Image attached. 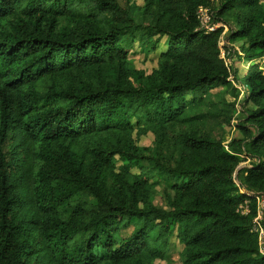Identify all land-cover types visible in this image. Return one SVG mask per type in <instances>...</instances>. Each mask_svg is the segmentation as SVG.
Listing matches in <instances>:
<instances>
[{"label": "trees", "instance_id": "trees-1", "mask_svg": "<svg viewBox=\"0 0 264 264\" xmlns=\"http://www.w3.org/2000/svg\"><path fill=\"white\" fill-rule=\"evenodd\" d=\"M262 195L264 0H0V264H264Z\"/></svg>", "mask_w": 264, "mask_h": 264}, {"label": "rangeland", "instance_id": "rangeland-1", "mask_svg": "<svg viewBox=\"0 0 264 264\" xmlns=\"http://www.w3.org/2000/svg\"><path fill=\"white\" fill-rule=\"evenodd\" d=\"M138 3H142V0H136ZM225 42V41H224ZM227 45H229L232 49L230 50V56L227 57L228 51L222 50V54L224 55V58L227 62V64L231 63V66L236 69L237 76L241 77L245 73L249 63L247 61H244L242 58H240L242 53L240 52V41L232 42L229 44V42H226ZM223 45V44H221ZM229 47L227 48V50ZM147 53L144 51H141L138 44L135 43L134 49L131 54V59L135 65V67L139 69H143L145 72L149 73L153 68H156L157 66V56L156 54L150 53L149 55H146ZM231 82L233 85L238 87L239 89L241 86L233 80V76H231ZM217 91V90H215ZM227 100L232 101L234 97H232L230 94H226L225 96ZM241 95L239 96V100L236 104L237 112L235 111L234 120L232 121V125L226 126L224 128V143H227L232 137L239 136V132L237 128L235 127V123L237 122L238 117L241 115ZM236 118V119H235ZM135 133L133 132V136ZM136 144L139 147H151L153 145L154 136L151 132H148L146 134L140 135L139 137L134 136ZM248 161L242 162L239 164V168L247 165ZM133 172L137 173L138 169H133ZM152 181H157V183L154 185V192L152 195V201L155 205L165 207L166 204V195L168 194V189L165 185V183L162 181V179L157 176L155 178H151ZM236 183H238L237 180H235ZM253 195V194H250ZM257 197V194H255ZM242 209H245V204L239 206ZM257 216L255 219H253L254 225L252 226V230L257 232V238L259 243V249H264V196L259 197V201L257 203ZM262 218V220H260ZM129 230L122 231V234H129ZM170 245H169V255L166 259L163 260H156L155 264H183L182 258H181V249L182 246L178 242L177 238L172 235L170 237Z\"/></svg>", "mask_w": 264, "mask_h": 264}, {"label": "built area", "instance_id": "built-area-1", "mask_svg": "<svg viewBox=\"0 0 264 264\" xmlns=\"http://www.w3.org/2000/svg\"><path fill=\"white\" fill-rule=\"evenodd\" d=\"M198 12H199V18L201 20V23H203L209 29H212V27H209V25L207 24V22H208V15L206 13V10L204 8H199V11ZM220 44H223V42H220ZM262 196H264V195H262ZM244 210H246V208ZM260 220H262V218H260ZM260 252L264 254V249L263 250L260 249Z\"/></svg>", "mask_w": 264, "mask_h": 264}, {"label": "water", "instance_id": "water-1", "mask_svg": "<svg viewBox=\"0 0 264 264\" xmlns=\"http://www.w3.org/2000/svg\"><path fill=\"white\" fill-rule=\"evenodd\" d=\"M238 168H239V166H238Z\"/></svg>", "mask_w": 264, "mask_h": 264}]
</instances>
